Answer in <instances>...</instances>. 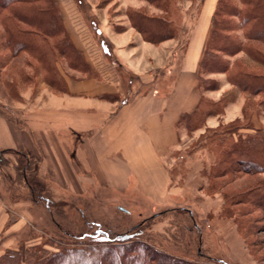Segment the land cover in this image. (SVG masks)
Masks as SVG:
<instances>
[{"label":"rangeland","instance_id":"rangeland-1","mask_svg":"<svg viewBox=\"0 0 264 264\" xmlns=\"http://www.w3.org/2000/svg\"><path fill=\"white\" fill-rule=\"evenodd\" d=\"M211 1L217 3V0H171L168 19L177 28L183 24L185 36L191 25L198 21L202 4L210 7ZM75 2L93 37L99 45H103L109 57L111 44L103 34L117 33L130 27L129 14L134 7L135 10H143L147 6L151 13L162 12L150 6L146 0ZM105 28L106 32L102 31ZM244 61H247L244 52L230 57L232 72L239 66L244 67ZM56 65L63 76L86 78L91 74L84 61L78 68H73L68 59L59 56ZM38 66L37 61L26 53L10 59L0 74V105L1 101L8 100L26 108L38 96L43 99L49 96V91L45 90L48 85L37 72ZM170 76L174 79L175 72ZM201 79V110L208 109L210 103L218 106L210 114L199 117L200 126L194 130L186 127V120L179 124L181 147L173 152L171 166L174 170L173 187L179 186L183 190L178 191L176 199L164 207L154 208L149 199L141 197H135L131 202L113 196L112 191L108 195L98 191L77 195L54 184L47 194L44 193V196L51 198L49 207L47 200L33 199L24 177L16 170V155L4 153L2 161L5 170H1L0 197L8 200L9 204L17 203L6 206L9 225L17 223L22 216L26 223L17 233L4 234L0 238V255L8 250L24 251L34 246L46 252L65 248L85 249L87 243L103 240L107 233L111 237L128 234L131 240L124 243H129L133 250L139 249L141 245L147 246L148 254L154 256L155 262L162 264H264V211L248 207L249 216L255 225V233L250 235L252 248L257 254L255 257L238 231L234 217L238 206L234 209V205H230L225 209L223 197L225 192L255 186L264 174L219 179L207 176L218 151L225 145L223 141L229 143L247 131V124H252L249 117L253 110L262 112L260 100L264 95L252 97L239 90L228 81L226 73L203 72ZM135 82L132 79L122 88L126 92L131 87L139 89ZM240 92L245 95L243 113L238 104ZM223 100L227 102L225 106ZM1 107L14 115L15 107ZM261 115L264 116L263 113ZM213 116L216 125L211 126L208 120ZM26 174L30 175L32 171L28 169ZM13 235L16 239H13ZM11 241H15L14 246L8 245ZM114 248L121 251L124 246L116 245Z\"/></svg>","mask_w":264,"mask_h":264},{"label":"crops","instance_id":"crops-1","mask_svg":"<svg viewBox=\"0 0 264 264\" xmlns=\"http://www.w3.org/2000/svg\"><path fill=\"white\" fill-rule=\"evenodd\" d=\"M56 1L68 33L95 77L65 75L66 91L48 86L49 96H38L26 108L1 101L0 150H26L48 181L77 195L112 191L131 202L135 197L149 199L154 208L169 205L183 190L173 187L171 160L181 147L179 120L194 112L203 96L198 73L216 2L211 1L210 7L202 4L198 21L185 36L183 24L174 38L157 43L145 40L132 24L103 34L111 44L109 57L75 0ZM144 10L161 13H151L147 6ZM133 78L139 89L128 93L122 85ZM240 93L243 113L245 95ZM3 105L15 107L14 115ZM214 119L209 117V125H216ZM251 121L264 135V116L253 110ZM4 166L0 165V177ZM8 204L0 197V238L26 223L22 216L18 224L9 225L6 206L17 203Z\"/></svg>","mask_w":264,"mask_h":264},{"label":"trees","instance_id":"trees-1","mask_svg":"<svg viewBox=\"0 0 264 264\" xmlns=\"http://www.w3.org/2000/svg\"><path fill=\"white\" fill-rule=\"evenodd\" d=\"M147 1L162 12L150 14L144 9H134L129 14L132 26L147 41L157 43L174 38L177 27L168 19L171 0ZM240 52L246 54L247 61H244V67L239 66V69L232 72L230 57ZM25 53L37 61V72L56 91L67 90L66 80L56 65L59 56L68 59L73 68H78L81 61H84L91 71L88 77H95L68 33L56 0H0V74L12 57L16 58ZM203 72L226 73L228 81L239 90L252 97L264 95V0H217L211 17L210 34L200 61V87ZM202 99L203 96L194 112L183 114L179 120L180 123L186 120L189 130L199 127L200 118L210 114L218 106L210 103L208 109L201 110ZM222 104L225 106L226 100ZM260 107L262 112L257 109L256 111L264 114V97L260 100ZM246 128L247 131L239 134L236 140L229 143L223 141L225 145L218 151L215 163L207 173L210 179L264 174V135L261 128L251 123ZM4 153L16 155V170L24 177L33 199H45L51 207V198L44 196V193L47 194L52 188V183L39 172L37 160L24 149H3L0 150L1 164L4 163ZM28 169L32 174H26ZM223 197L225 209L230 205H234V209L238 206L234 213L238 231L256 257L257 254L252 248L253 242L250 241V235L255 233V225L253 218L249 216L248 207L264 211V177L257 180L255 186L225 192ZM130 240L128 234L111 237L106 233L103 240L87 243L85 249L65 248L46 252L41 247L34 246L24 251L8 250L0 255V264H162L155 262L154 256L148 254L147 246L141 245L139 249L133 250L129 243H124ZM116 245H123V250L114 248Z\"/></svg>","mask_w":264,"mask_h":264}]
</instances>
